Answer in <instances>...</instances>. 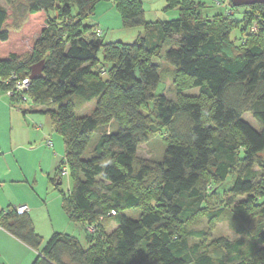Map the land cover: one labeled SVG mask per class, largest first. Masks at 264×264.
Listing matches in <instances>:
<instances>
[{"label": "trees", "instance_id": "trees-1", "mask_svg": "<svg viewBox=\"0 0 264 264\" xmlns=\"http://www.w3.org/2000/svg\"><path fill=\"white\" fill-rule=\"evenodd\" d=\"M4 1L0 42L29 15L46 18L31 53L0 59V93L11 87L5 80L12 74L24 79L44 62L27 94L63 141L61 165L71 178L63 210L72 223L95 229L85 230V248L62 233L44 241L29 213L6 208L0 228L36 253L32 264H264V6L229 4L230 15L207 20L194 0H165L178 18L151 23L141 1L113 0L125 29H143L122 43L99 40L95 25L79 28L102 0ZM54 11L58 17L50 16ZM238 13L241 20L234 21ZM238 26L234 43L229 33ZM155 61L173 67L176 100L156 94ZM194 88L197 96L183 94ZM92 101L93 110L77 116L76 108ZM162 130V161L139 157V146ZM227 182L222 206L210 207L211 187ZM134 209L137 219L123 214ZM201 218L227 222L240 237L203 247L204 230L191 228ZM110 224L116 229L105 235Z\"/></svg>", "mask_w": 264, "mask_h": 264}, {"label": "rangeland", "instance_id": "rangeland-1", "mask_svg": "<svg viewBox=\"0 0 264 264\" xmlns=\"http://www.w3.org/2000/svg\"><path fill=\"white\" fill-rule=\"evenodd\" d=\"M139 1L143 4L147 22H167L178 18L176 7L165 9V0ZM194 1L201 5L199 13L202 18L207 20H211L221 14L230 15L232 13L229 7L231 0H216L217 2L214 0ZM0 7L7 9L4 0H0ZM241 11L242 9L239 12ZM73 13L75 14V10H73ZM233 13L235 12L233 11ZM241 13L234 14L233 20L240 21L243 16ZM56 15L58 17V12L54 11L50 16ZM45 18L46 13L44 12L29 15L22 28L18 32L11 33L9 41L7 40V43L0 45V58L7 57L11 53L17 55L31 53L36 39L45 28ZM83 24L79 25L81 30L83 28L86 29L88 25H95L97 27L96 36H98V30H101L102 35L98 39L103 42L132 43L138 33L143 32L142 28L125 29L122 26L113 0H102L97 3L92 15ZM240 37V26L232 29L229 33V39L234 43H237L236 41ZM97 58L99 61L102 60L101 51L98 52ZM155 62L160 66L161 72L156 94L165 95L170 100H176V85L172 80L173 67L165 61ZM183 94L197 96L198 89H188ZM93 108L94 101L78 106L76 114L77 116L88 115ZM43 109V107L34 106L30 102H20L19 104L13 102L11 104L10 99L5 94L0 93V141L5 146L3 152L7 151V149H12L13 151V153L11 152L12 154L6 155L8 159L6 166L11 174L25 179L24 182L18 185L14 184L16 190H11V192L21 191L24 196H31L35 205H39V207L36 206L32 221L36 231L42 236L44 241L55 231V233L67 234L77 238L81 246L85 248L87 247L85 242L87 233H85L84 228L80 224L72 223L68 219L61 205L62 197L70 198L71 178L68 171L65 174L62 173L63 165H61V162L64 161L65 156L62 138L55 132L49 116L41 113ZM22 110H28L29 112L27 111L28 113L22 115ZM243 119L251 126L257 127L250 114H245ZM165 137L164 130L152 136L146 143L139 146L138 156L154 163L161 162L166 149ZM96 141L97 136L95 134L83 155L85 159L90 156ZM59 175L61 176V184L56 185L55 181ZM228 185L229 182L215 189L211 187L214 192L210 191L208 196L210 207L218 208L222 206L224 198L222 191ZM242 200H245V197L239 198V201ZM123 214L126 217L137 219L139 210H126ZM191 228L204 230L205 241L201 244L203 247L208 246L219 238L234 242L240 237L228 226L227 222L217 220L209 221L201 218L198 219L195 225L192 224ZM115 229V225L110 224L105 230V235L112 233Z\"/></svg>", "mask_w": 264, "mask_h": 264}, {"label": "crops", "instance_id": "crops-1", "mask_svg": "<svg viewBox=\"0 0 264 264\" xmlns=\"http://www.w3.org/2000/svg\"><path fill=\"white\" fill-rule=\"evenodd\" d=\"M8 41L0 42V45L7 43ZM7 57L0 59H5ZM4 149L5 146L0 141V212L6 208H15L21 205H27L29 208L28 213L30 214L31 218H33L36 211V206L39 207V205H35L31 196H24L21 191L15 193L11 192V190H16L14 188V184L18 185L19 183L24 182L25 179L17 177L9 172V169L6 166L8 161L6 155L12 154L13 151L12 149H7V151L3 152ZM34 229L36 231V227H34ZM35 256L36 253L32 251L27 245L14 238L5 230L0 229V264H32Z\"/></svg>", "mask_w": 264, "mask_h": 264}, {"label": "built area", "instance_id": "built-area-1", "mask_svg": "<svg viewBox=\"0 0 264 264\" xmlns=\"http://www.w3.org/2000/svg\"><path fill=\"white\" fill-rule=\"evenodd\" d=\"M214 1H216V0H214ZM249 31H250V33H256L257 32L256 26L254 24H252ZM97 35L98 36L102 35L101 30H98ZM30 81H31V79L29 77H26L24 79H19L16 77V75L12 74L8 79L5 80V83H11V87L9 89H7L6 91H3L2 94H5L10 99L13 98L14 100H17V101L19 100L20 102H23V103L30 102L31 104H33L32 99L27 94V90L30 86ZM47 145L50 146L49 144H47ZM67 171H68L67 167L64 166L62 169V173L65 174V173H67ZM16 212L18 214L28 213L29 208L27 205H21V206L16 208ZM113 215H114V212L109 213V216H113ZM100 219H102V218H100ZM85 230L88 233H93L95 231L94 227L91 225L86 226Z\"/></svg>", "mask_w": 264, "mask_h": 264}, {"label": "water", "instance_id": "water-1", "mask_svg": "<svg viewBox=\"0 0 264 264\" xmlns=\"http://www.w3.org/2000/svg\"><path fill=\"white\" fill-rule=\"evenodd\" d=\"M231 5L235 8L247 7V6H253V5H263L264 6V0H231ZM43 64L44 62L41 61L32 66L31 73L29 76L31 80L36 79L42 73Z\"/></svg>", "mask_w": 264, "mask_h": 264}]
</instances>
